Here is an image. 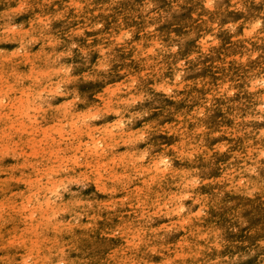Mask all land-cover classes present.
<instances>
[{"label": "rangeland", "instance_id": "374dc122", "mask_svg": "<svg viewBox=\"0 0 264 264\" xmlns=\"http://www.w3.org/2000/svg\"><path fill=\"white\" fill-rule=\"evenodd\" d=\"M39 51L41 56L38 57ZM135 52L138 60H133ZM0 58H3L0 59V258L4 262L17 251L20 237L12 234L17 219L9 215L2 198L11 196L18 200L21 179L29 173L36 178V184L28 183L26 189H31L41 200L49 199L48 212L58 202L72 208L70 216L57 211L50 224L44 221L46 225L30 230L26 237L31 246L43 249L44 253L56 250L53 264H78L87 256L98 255L113 259L121 255L118 251L123 244L122 264H141L142 261V264H162L160 262L167 255L166 247H170V251L179 247L181 251L183 244L187 245L185 237L199 234L197 220L208 219L212 210L214 214L226 215H222V221L216 219L218 224L211 227L213 233L202 232V236L211 237L214 245L210 244L208 253L199 254L201 259L211 260V264H218L219 258L223 259L221 264L251 261V246H245V242L256 234L249 229L256 226L260 231L262 224L264 230L261 215L264 213V0H0ZM169 61L172 65H167ZM29 67L39 72V80L35 75L33 81L27 77ZM168 74L172 75L171 79L160 90L158 85ZM96 87L107 92V100L103 103L110 110L103 111L106 108L102 105L99 108L87 104V100L97 101L92 92ZM14 88H20L18 94ZM32 88H37L39 94L34 103L30 95ZM59 103L68 109L81 103L87 109L79 120L63 125L60 118L46 111ZM16 107L25 110V120L32 128L40 130L43 140L53 142L63 158L74 146L75 129L89 132L87 140L99 142L100 150L109 148L107 154L124 163L118 177L99 179V182L77 175L66 176L64 182L57 181L59 177H50V185L51 182L58 184L53 186L55 189L48 184L50 190H45L42 186L45 178L35 171L33 162H29L26 169L19 162L17 142L22 133L8 129L15 128L18 123V116L10 113ZM184 111L189 120L185 118L177 126L172 125L181 119ZM1 115H6L3 122ZM102 124L112 126L111 146L100 139L98 129ZM49 125L54 132L46 129ZM177 128L181 130L178 132ZM165 132L173 142L166 139ZM174 136H178L179 141ZM210 143L212 148L208 146ZM169 149L179 154L175 164L165 158V151ZM211 152H215L213 156ZM162 159L165 164L160 168L166 166V171L175 165L172 174L167 171L164 182L163 175L153 164ZM47 161L45 165H52V161ZM126 163L130 167L133 164L132 168L137 171L150 168V175L144 178V188L140 192L136 190L134 195L139 200L141 197L146 202L151 200L154 206L150 209L149 206H136V203L131 207L128 193L140 177L126 174ZM62 165H56L58 171ZM183 172H192L188 175L193 181ZM205 183L209 184L207 189L202 187ZM225 207L228 213L222 209ZM165 208L170 211L166 215L162 212ZM24 209L31 218L40 219L41 215L31 204L26 203ZM126 211L131 216L126 215ZM260 211L261 214L256 215ZM133 219H137L133 230L142 233L138 237L131 235V243L125 244L120 234ZM253 220L258 221V226ZM53 221L55 224L69 223L67 230L60 231L59 239L50 237L49 229L57 226ZM237 223L244 225L241 227ZM145 229L149 234L142 236ZM229 230L234 235L242 234L239 238L233 237ZM72 231L80 235L100 231L105 237L81 238L75 234L78 239H71ZM246 232L252 234H244L247 238L244 237V245H240L238 239ZM233 240L238 243L234 242L237 249L232 252L230 247H224L228 252L222 251L221 245ZM216 241L222 247L220 252L219 249L214 251L217 250ZM146 247L149 250L145 251ZM147 251L154 259L150 260ZM176 251L178 253L179 249ZM240 254L249 256L242 258ZM25 262L31 264L32 259L27 258Z\"/></svg>", "mask_w": 264, "mask_h": 264}, {"label": "bare ground", "instance_id": "6f19581e", "mask_svg": "<svg viewBox=\"0 0 264 264\" xmlns=\"http://www.w3.org/2000/svg\"><path fill=\"white\" fill-rule=\"evenodd\" d=\"M39 56H41V54H40V51L38 52V57ZM139 55H137V52H135V54L133 55V60H138L139 58ZM1 59V58H0ZM3 59V58H2ZM1 59V60H2ZM4 61V60H3ZM4 62H6V60L4 61ZM9 64V63H8ZM167 65H172V63L169 61L168 63H167ZM10 66V65H9ZM8 67V66H7ZM1 68H3V66H1ZM6 68V67H5ZM2 70V69H1ZM4 70V69H3ZM3 73H5V72H3ZM39 72L38 71H34V69H33V67H29V72L27 73V77L30 79V80H32L33 81V79H34V75H35V78L37 79V80H39L38 79V74ZM148 73H150V72H148ZM6 74V73H5ZM22 75V74H21ZM171 74H168V76H163V78H162V80H161V85H162V87H161V85H158L159 86V89L160 88H163V86L165 85V84H168V82H169V80L171 79ZM58 77V76H57ZM170 77V78H169ZM158 78V77H157ZM157 78H154V79H157ZM154 79H153V82H154ZM7 80H9V79H7ZM15 84V83H14ZM164 84V85H163ZM144 86L146 85L147 86V84H143ZM9 86H10V84H9ZM13 86V85H12ZM55 87V86H54ZM166 89H168V88H166ZM14 90H16L15 92H16V94H18V92L20 91V88H14ZM161 90V89H160ZM92 92H93V95H94V97L93 96H89V97H93V98H97V101L96 102H92V101H90V100H87L86 102H87V104L89 105V106H93V104H95V105H97V106H100L99 108H101V105H102V107H105L106 109H104L103 111H107V110H110L109 108H107L106 107V105L103 103L104 101H105V99L107 98V92L104 90V89H102L101 87L99 88V87H96V89H92ZM165 92V91H164ZM30 95L32 96V99H33V103H34V101H35V99H37L38 97H39V94H38V89L37 88H32L31 89V93H30ZM59 95V94H58ZM28 98H29V95H28ZM25 100H27L26 98H24ZM60 99V98H59ZM107 100V99H106ZM69 105V104H68ZM75 107H73L72 109H68V107L67 106H65V105H61L60 103L59 104H57L53 109H46V111H50L51 112V116H54V115H56L58 118H60V120L63 122L62 124L64 125L65 123H67L68 122V124L70 123H72V120H79L80 118H81V114H83L84 113V111H85V109H87V106L86 105H82L81 103H79V104H77V105H74ZM181 109V108H180ZM186 109V108H185ZM179 111V110H178ZM183 111V110H182ZM186 111V110H185ZM184 111V113L182 114V116L180 117L181 119L180 120H178V121H175L172 125H175V126H177V124L178 123H181V120H183V121H185V118H187L188 116L185 114L186 112ZM10 113H14V114H16L17 116H18V119L16 120V121H18V123H17V125H16V127L15 128H9L8 127V129H11V130H14V131H21V133H22V136H18V142H17V148H18V153H17V155H18V158H19V162H21V167H23L24 169H26V165L27 164H29V162H33V164L36 166V168H35V171H37L38 173L40 172L41 173V175H43L44 177L43 178H45V182L42 184V186H44V189L45 190H50V188L48 187V184L50 185V183H49V181H50V177H54V178H58V179H56L57 181H59V182H64V181H66L65 179H66V176H71V177H74V176H80V177H82V178H87V179H89V180H93L92 182H99V179H105V178H107V179H112L113 177L115 178L118 174H119V172H120V170L122 169V167H121V165H123L122 164V162L120 161L119 162V160H118V158H114L113 159V156L112 155H109V154H107L108 152H109V148H107V147H105V148H103V149H98V147H97V144L99 143H96L95 142V140H87L85 137L89 134V132H77V130L75 129V132H74V135H73V141H74V146L73 147H71L70 148V150L68 151L69 153H68V155L65 157V158H63L62 156H59L58 155V152H57V150H56V145L55 144H53V142H50V141H48L47 139H42L41 137H40V130H36L35 128H32L31 126H30V124L28 123V121H26L25 120V110H22L21 109V107H16V108H13V110H11L10 111ZM179 113V112H178ZM33 115V114H32ZM5 116L6 115H1V117H2V122H3V120L5 119ZM34 116V115H33ZM187 116V117H186ZM16 119V118H15ZM176 119V118H175ZM188 120H189V118H187ZM164 120V119H163ZM162 120V121H163ZM166 120V119H165ZM169 120V119H168ZM167 120V121H168ZM172 120H174V119H172ZM172 120H170V121H172ZM166 121V122H167ZM169 121V122H170ZM11 122H13V121H11ZM74 122V121H73ZM185 123H187V122H184L183 124H185ZM52 124V123H51ZM3 125H6L7 126V124H6V122H4V124ZM9 125V124H8ZM164 125H165V123H164ZM168 125V124H167ZM170 125H171V123H170ZM179 126V125H178ZM182 126V125H181ZM180 126V127H181ZM111 125H108V124H105V125H100L99 126V129H98V131H99V134H100V139L103 141V143H109L110 144V146L112 145V143H113V140H112V129H111ZM172 127V126H171ZM171 127H168V128H171ZM166 128V127H165ZM164 128V129H165ZM175 128V127H174ZM2 129H4V126H2ZM46 129H48L49 131H55V129L53 128V126L52 125H49V127L47 126L46 127ZM90 129H91V127H90ZM173 129V128H172ZM178 129V128H177ZM182 129H183V127H182ZM186 129H188V127L186 128ZM176 130V129H175ZM179 130H181V129H178V132H179ZM185 130V129H184ZM45 131V128L44 129H42V132H44ZM165 131V130H164ZM172 132H174V131H172ZM183 132V131H182ZM6 133H7V131H6ZM36 133V134H35ZM184 133V132H183ZM165 134H166V132H165ZM165 134H164V136H165ZM180 134H181V132H180ZM4 135V134H3ZM162 135V134H161ZM175 135V134H174ZM179 135V134H178ZM185 135V134H184ZM166 139L168 140V139H170V143H171V141L173 142V140L171 139V138H169V134H166ZM178 138V136H174V138ZM6 138V137H5ZM163 139H165L164 137H162ZM97 139V138H96ZM184 139V138H183ZM97 141V140H96ZM166 141V140H165ZM178 141H179V138H178ZM216 141H217V139H216ZM162 142H164V140L162 141ZM167 143H168V141H166ZM186 143H187V140L185 141ZM184 142V143H185ZM213 142H215V141H213ZM218 142H219V140H218ZM217 142V143H218ZM185 143V144H186ZM189 143V142H188ZM192 143V142H191ZM169 144V143H168ZM175 144V143H174ZM208 144H209V142H208ZM124 145V144H123ZM178 145V144H177ZM176 145V146H177ZM181 145V144H180ZM184 145V144H183ZM189 145V144H188ZM187 145V146H188ZM217 145V144H216ZM6 146V145H5ZM208 146H210L211 148H212V146H211V143H210V145H208ZM185 147V146H184ZM209 147V148H210ZM215 146H213V148H214ZM164 148H165V145H164ZM182 148V147H181ZM210 148V149H211ZM15 149V148H14ZM168 149V148H167ZM176 150V149H175ZM178 151V150H177ZM216 151V150H215ZM218 151V150H217ZM166 152V155H165V153H164V155H165V158H168L169 160H171L172 162L171 163H174L175 164V161L177 160V158H178V155L179 154H177V152H174V150H171V149H169V150H166L165 151ZM179 152V151H178ZM215 153V152H214ZM213 153V154H214ZM218 153H220V151L218 152ZM211 154H212V152H211ZM213 154H212V156H213ZM127 155V154H126ZM129 155V154H128ZM218 155V154H217ZM132 156V155H131ZM137 156V155H136ZM220 156V155H219ZM123 157V156H122ZM121 157V158H122ZM162 157V156H161ZM127 158V157H126ZM135 159H137V158H134V160ZM167 159V160H168ZM180 159V158H179ZM217 159V158H216ZM221 159V158H220ZM52 161V165H49V164H44V161ZM122 160V159H121ZM154 160V159H153ZM168 160V161H169ZM47 161V162H48ZM125 161V160H124ZM150 161H152V160H150ZM214 161H215V159H214ZM125 162H128V160H126ZM130 162V164L132 163V160H130L129 161ZM167 162V161H166ZM179 162V161H178ZM216 162V161H215ZM225 162V161H224ZM50 163V162H49ZM134 163V162H133ZM150 163V162H149ZM164 163V160L162 159V160H155L154 162H153V164H154V168H155V170L157 171L158 169H159V172L163 175V182H164V179H167L166 178V176H167V171L170 173L171 172V174H172V172L174 171V164H172L170 167H169V169L166 171V166H164V168L162 167V168H160L161 167V164H163ZM221 164H222V162H220ZM60 164H63L61 167H62V171L61 170H57V168H56V165H60ZM165 164V163H164ZM126 166V169L124 170L125 171V173L126 174H128V175H138L140 178H137V180L136 181H134V183H133V187H132V189L130 190V192L128 193V195L129 196H131V200H130V204H131V207L133 208V206L135 205V203H136V206H139V207H142V208H145V206H149V209L151 208V207H153L154 206V204H153V202L150 200V201H145L144 200V198L143 197H141L142 198V200H139V198H137V197H135L134 195H136L135 194V192H136V190L138 191V192H140L143 188H144V185H145V176H148V175H150V168L149 169H147V168H141V171H137V170H135V169H133L132 167H133V164H132V167H130V166H128V164L126 163L125 164ZM177 165V164H176ZM219 165V164H218ZM223 165V164H222ZM145 166V165H144ZM149 166V165H148ZM151 166H153L152 164H151ZM196 167V166H195ZM194 167V168H195ZM56 168V169H55ZM178 168V167H177ZM153 169V168H152ZM197 169V168H196ZM73 170H78V172L77 173H75ZM184 170H186V169H184ZM183 170V171H184ZM63 171H66L67 173H65V174H63ZM153 172H154V169L152 170ZM151 171V172H152ZM155 171V172H156ZM175 171H176V169H175ZM182 171V170H181ZM59 172V174H57ZM158 172V173H159ZM5 173V172H4ZM124 173V174H125ZM176 173L178 174V172L176 171ZM183 173H185V172H183ZM177 174H176V176H177ZM185 174H187V177L189 176V175H191L192 174V172H191V174H189L188 172L187 173H185ZM189 174V175H188ZM156 175V174H155ZM159 175V174H158ZM175 175V174H174ZM174 175H172V176H174ZM180 175H181V173H180ZM179 175V176H180ZM183 175V174H182ZM169 176H171L170 174H169ZM168 176V177H169ZM175 176V177H176ZM186 176V175H185ZM193 176V175H192ZM118 177V176H117ZM116 177V178H117ZM151 177V176H150ZM183 177V176H182ZM190 177V176H189ZM23 178V177H22ZM156 178V177H155ZM158 178V177H157ZM160 178V177H159ZM172 178V177H171ZM179 178H181V177H179ZM186 178V177H185ZM191 178V177H190ZM181 179H184V178H181ZM88 180V181H89ZM114 180V179H113ZM159 180V179H158ZM170 180V179H169ZM187 180V179H186ZM172 181H173V179H172ZM175 181H176V179H175ZM179 180H177V182H178ZM184 181V180H183ZM191 181H193V178H191ZM208 181V180H207ZM206 181V182H207ZM241 181V180H240ZM156 182V181H155ZM162 182V181H161ZM163 182H162V184H163ZM182 182V181H181ZM213 182V181H212ZM211 182V183H212ZM215 182V181H214ZM213 182V183H214ZM28 183H33L34 185L36 184V178H34V176L31 174V173H29L28 175H24V178L23 179H21V182H20V184H21V187L19 188V194L18 195H20L19 197H17V198H19L17 201L16 200H14V199H11V196L10 197H4L3 196V198H2V204H4V207H5V209H7V211L9 212V215H11V216H13L14 218H16L17 220H16V222H17V225H16V228L14 229V231L12 232V234L14 235H17V236H19L20 237V240H19V243H18V245H17V251L14 253V254H12V256H11V258H10V260L8 261V262H4L1 258H0V264H27L26 262H25V260L27 259V258H31L32 259V263L31 264H53V260H54V258H55V256L57 255V251L56 250H54L51 254H47V253H44V250L43 249H37L36 248V246H31L30 245V243H29V239H27L26 237L28 236V232L30 231V230H36L37 229V227H39V226H41V225H46L47 223L48 224H50V222H51V218L52 217H54V214L58 211H60L61 213L63 212V213H65L67 216H70L71 215V207H67V206H65V205H63V204H59V202L58 203H56V204H54V205H52L51 207H50V211L48 212L47 211V204H49V199H47V198H43L42 200L40 199V198H38V196H36V195H34V194H32V190L30 189H26V184H28ZM52 183V185H50V186H56V184H58V183H56V182H51ZM89 183H91L90 181H89ZM171 183V182H170ZM209 183V182H208ZM213 183H212V187H214L213 186ZM54 184V185H53ZM88 184V183H87ZM93 184V183H92ZM169 184V183H168ZM180 184V183H179ZM189 184V183H188ZM192 184V183H191ZM96 185V184H95ZM164 185V184H163ZM172 185H174V184H172ZM175 185H176V183H175ZM182 185L184 186L185 184H183V182H182ZM181 185V186H182ZM201 185H202V183H201ZM200 185V186H201ZM204 185V184H203ZM209 184H206L205 183V185L204 186H202L203 188H205V189H207L209 186H208ZM93 186V185H92ZM100 186V185H99ZM179 186V185H178ZM189 186V185H188ZM227 186V185H226ZM58 187V186H57ZM59 187H60V185H59ZM201 187V188H202ZM29 188V187H28ZM34 188V187H33ZM54 188V187H53ZM104 188V187H103ZM168 188H170V187H168ZM174 188H176V186L174 187ZM173 188V189H174ZM179 188V187H178ZM43 189V190H44ZM55 189V188H54ZM172 189V190H173ZM183 188L181 187V190H182ZM186 189V188H185ZM44 190V191H45ZM53 190V189H52ZM168 190H170V189H168ZM178 190V189H177ZM188 190V189H187ZM191 190V189H190ZM190 190H189V192H190ZM214 190V189H213ZM225 190V189H224ZM230 190V189H229ZM55 191V190H54ZM193 191V190H192ZM209 191H210V189H209ZM215 191V190H214ZM248 191V190H247ZM34 192H37V191H34ZM120 192V191H119ZM179 192H180V188H179ZM187 192V191H186ZM226 192V191H225ZM229 192V191H228ZM235 192V191H234ZM10 193V192H9ZM51 193V192H50ZM49 193V194H50ZM193 193V192H192ZM264 193V192H263ZM52 194V193H51ZM177 194V193H176ZM209 194H211V193H209ZM228 194V193H227ZM230 194V193H229ZM186 195V194H185ZM49 196V195H48ZM53 196V195H52ZM162 196V195H161ZM172 196V195H171ZM260 196H262V195H260ZM263 196H264V194H263ZM139 197V196H138ZM163 197V196H162ZM174 197V196H173ZM173 197H169V199L170 198H173ZM225 197H227V196H225ZM224 197V198H225ZM56 198V197H55ZM161 198V197H160ZM57 199V198H56ZM165 199V198H164ZM147 200V199H146ZM158 199H156V201H157ZM163 200V199H162ZM166 200V199H165ZM176 200V199H175ZM174 200V203L175 202H177V201H175ZM221 200V199H220ZM225 200H226V198H225ZM51 201V200H50ZM160 201H161V199H160ZM170 201L171 200H169L168 201V204H169V206H171V204H170ZM223 201V200H222ZM51 202H53V201H51ZM155 202V201H154ZM166 202H167V200H166ZM172 202H173V200H172ZM171 202V203H172ZM215 202V201H214ZM213 202V203H214ZM31 204L32 206H34L35 207V209L37 210V212H39V214L41 215V217H40V219L38 218V220H35V219H33V218H31L29 215H28V213L26 212V209H24V205L25 204ZM157 203V202H156ZM159 203V202H158ZM213 203H211V204H213ZM223 203H224V201H223ZM230 203V202H229ZM229 203H228V205L227 206H230L229 205ZM165 204V203H164ZM167 204V205H168ZM197 204V203H196ZM204 204H206V202L205 203H203V205ZM210 204V203H209ZM208 204V205H209ZM215 204V203H214ZM217 204V203H216ZM219 204H220V202H219ZM225 204H226V202H225ZM231 204V203H230ZM162 204H160V206H161ZM172 205H173V203H172ZM180 205V204H179ZM182 205V204H181ZM3 206V205H2ZM157 206V204L155 205V207ZM168 206V207H169ZM174 206V205H173ZM218 206V205H217ZM220 206V205H219ZM218 206V207H219ZM226 206V205H225ZM27 207H28V205H27ZM176 207H178V206H176ZM208 207V206H207ZM211 207H214V206H211ZM217 207V208H218ZM222 207H224L223 206V204H222ZM261 207H263V206H261ZM260 207V208H261ZM157 208V207H156ZM160 209H161V207H159ZM204 208V207H203ZM228 208H230V207H228ZM227 208V209H228ZM172 209V208H171ZM179 209H180V207H179ZM209 209H210V207H209ZM208 208H207V210H209ZM216 209V208H215ZM222 209H225V211H226V207L225 208H222ZM262 209V208H261ZM263 209H264V207H263ZM179 212H180V210H178ZM224 211V210H223ZM224 211V212H225ZM229 211H231V210H229ZM262 211V213H263V210H261ZM261 211L260 212H258L256 215H258V214H261ZM74 212V211H73ZM162 212L166 215V213H168V212H170V211H168V209H162ZM198 212V211H197ZM214 211L212 210L211 211V213H209V217H208V219H206V220H197L196 218V220H197V222H198V225H197V223H196V225H197V227L199 226V230H197V231H199L198 233L199 234H196V235H194V236H191V237H185V239H186V241H187V245L185 246L184 244H183V249H181V251H180V248L178 247V249H179V251H180V253H179V251H178V253H177V251L176 250H178V249H174V251H170V247H169V249H168V247H166V252L165 251H163V252H165L167 255L164 257V259L162 258L163 257V253L161 254V256L162 257H160L161 259H163L162 260V262H160V263H162V264H211V260H207V261H205L204 259H201V256H199V254H203V253H205V252H207L208 253V247H210V244L212 243L213 244V242H211V237H205V236H202V232H205V231H207L206 233L207 234H211V233H213V232H211V230L213 229V228H211L213 225H214V223H216L215 221H216V219H218L219 221H222V215H220L219 213L217 214V213H213ZM234 212V211H233ZM233 212H232V214H233ZM7 213V212H6ZM32 213H34V211L32 212ZM124 212H122V214H123ZM182 213V212H181ZM226 213H228V210L226 211ZM231 213V212H230ZM125 214L126 215H128V214H130V212L129 211H126L125 212ZM115 215H116V212H115ZM118 215H119V213H118ZM182 215V214H181ZM195 215V214H194ZM226 215V214H225ZM225 215H223V216H225ZM255 215V216H256ZM261 215H263V217H264V213L263 214H261ZM260 215V216H261ZM120 216V215H119ZM129 216H131V214L129 215ZM142 216V215H141ZM169 216V215H168ZM204 216V215H203ZM238 216V215H237ZM244 216V215H243ZM259 216V217H260ZM106 217V216H105ZM170 217H171V213H170ZM205 217V216H204ZM234 217H236V216H234ZM242 217V216H241ZM241 217H239L238 216V218L239 219H242ZM257 217L258 216H256V219H257ZM116 218V217H115ZM191 217H189V219H190ZM200 218V217H199ZM75 219V218H74ZM117 219V218H116ZM177 219V218H176ZM184 219H186V218H184ZM201 219V218H200ZM225 219V218H224ZM239 219H238V221H239ZM243 219H244V217H243ZM242 219V220H243ZM262 219V217H260V221H261V223H262V221L263 220H261ZM86 220V219H85ZM97 220V219H96ZM99 220V219H98ZM104 220V219H103ZM103 220H101V221H103ZM137 220V219H136ZM136 220L135 219H133V220H130L131 222H129V224L127 225V228L125 229V231L123 230L122 232V234H120V236H121V238H122V240H123V242L125 243V244H129V243H131L130 241H131V235H133V236H135V237H138L139 235H141V233L142 232H137V231H134L133 230V226H134V224L136 223ZM188 220V219H187ZM187 220H186V222H187ZM44 221L46 222V224H44ZM114 221H116V220H114ZM191 221V220H190ZM189 221V222H190ZM224 221H226V220H224ZM234 220H232V222H233ZM241 221V220H240ZM254 221V220H253ZM85 222V221H84ZM110 222V221H109ZM108 222V223H109ZM173 222V221H172ZM183 222H184V220H183ZM182 222V225L184 224ZM188 222V223H189ZM193 222H195V221H193ZM250 222V221H249ZM248 222V223H249ZM174 223V222H173ZM172 223V225H174ZM181 223V222H180ZM191 223V222H190ZM231 223V222H230ZM247 223V224H248ZM252 224H253V222H251ZM257 223V226H258V221L256 222ZM256 223H255V221H254V224L256 225ZM261 223H259V224H261ZM12 224V223H11ZM18 224H19V229L17 230V226H18ZM53 224H55L54 223V221H53ZM187 224V223H186ZM216 224H218V222L216 223ZM234 224V223H233ZM238 225H239V223H237ZM55 225H57V226H54V227H52V228H50L49 229V234H50V237L51 238H53V239H55V237L56 238H58L59 239V233H60V231L62 230V229H65V230H67V228H68V226H69V223H68V221H62V222H56V224ZM111 225V224H110ZM147 225V224H146ZM157 225H159V224H157ZM240 225H241V223H240ZM239 225V226H240ZM243 225H244V223H243ZM243 225H241V227H243ZM245 225H246V223H245ZM92 226V225H91ZM184 226H186V225H184ZM188 226H190V225H188ZM224 226H226V225H224ZM232 227V225L230 224L229 225V227ZM238 226V227H239ZM246 226H248V225H246ZM245 226V227H246ZM249 226H252L251 224H249ZM254 226V225H253ZM252 226V227H253ZM262 226V228H263V225L261 224V225H259V228ZM71 227V226H70ZM69 227V228H70ZM108 227V226H107ZM110 227V226H109ZM149 227V226H148ZM155 227V226H154ZM183 227V226H182ZM194 227V226H193ZM197 227H195V228H197ZM226 227H228V225L226 226ZM251 227V228H252ZM41 228V227H40ZM96 228V227H95ZM190 228V227H189ZM216 228H218V227H216ZM222 228V227H221ZM221 228H220V230L219 231H221ZM233 228V227H232ZM231 228V229H232ZM235 228V227H234ZM236 228H237V226H236ZM259 228H258V230H259ZM261 228V229H262ZM39 229V228H38ZM73 229V228H72ZM131 229V230H130ZM155 229V228H154ZM186 229V228H185ZM222 229H224V228H222ZM230 229V228H229ZM243 229V228H242ZM249 229V228H248ZM261 229H260V231H261ZM77 230V229H76ZM79 230V229H78ZM91 230H92V228H91ZM145 230H147V229H145ZM195 230V229H194ZM193 230V231H194ZM228 230V229H227ZM244 230V229H243ZM249 230H251V231H253V234H256V235H251L252 234V232H251V234L249 233V235H251V236H253V238L251 237V238H249L248 239V241H246L245 242V246H251V252H252V254H250V251H248L249 252V254L251 255V261L249 262H247V263H245V264H264V230L262 229V232L263 233H261L260 231H257V227L256 226H254L252 229H249ZM140 231V230H139ZM182 231V229H180V231H179V233ZM191 231H192V229H191ZM214 231V230H213ZM218 231V232H219ZM237 231V230H236ZM242 231V230H241ZM78 232V231H77ZM76 231L74 232V231H72V232H70V235H69V238H71V239H78L77 237H76V235H78V237H81V238H84V237H86V236H89V237H91V236H93V237H98V238H102V237H105V236H103L102 235V233L100 232V231H98V232H96V233H94V234H92V233H90V232H88L87 234H83V235H80L79 233H77ZM152 232V231H151ZM229 232H230V234L233 232V231H231V230H229ZM256 232V233H255ZM67 233H68V231H67ZM184 233V232H183ZM186 233V232H185ZM188 233V232H187ZM206 233H204V234H206ZM217 233V232H216ZM222 233H223V231H222ZM240 233V232H239ZM247 232L246 233H243V236L240 238V239H238L239 240V243H240V245L242 244V245H244V241L246 240L244 237H246V235L244 236V234H248ZM261 233V234H260ZM76 234V235H75ZM148 235L149 234V231L147 230L146 232H144V234H142V236H144V235ZM191 234V233H190ZM190 234H186V235H190ZM193 234V233H192ZM191 234V235H192ZM219 234H221V233H219ZM225 234V233H224ZM229 234V233H228ZM241 234H242V232H241ZM240 234V235H241ZM58 235V236H57ZM107 235V234H106ZM227 235V234H226ZM231 235H233V237L235 236V235H237V234H235L234 235V233L233 234H231ZM239 234L236 236V237H238V236H240ZM248 235V236H249ZM184 236V235H183ZM207 236V235H206ZM222 236H223V238H224V235L222 234ZM221 236V237H222ZM227 236H230V235H227ZM179 237V236H178ZM218 237V236H217ZM216 237V238H217ZM219 237H220V235H219ZM146 238V237H145ZM160 238H162V237H160ZM226 238V237H225ZM230 238V237H229ZM239 238V237H238ZM247 238V237H246ZM155 239V238H154ZM154 239L153 240H151V241H153V244L152 245H154ZM156 239H158V238H156ZM176 239V238H175ZM179 239H180V237H179ZM178 239V240H179ZM182 239V238H181ZM185 239H183V240H185ZM188 239V240H187ZM232 238H230V240H231ZM235 240H236V238H234ZM163 240H165V238L163 239ZM216 240V239H215ZM235 240H233L232 242H230V243H227V241H226V243L225 244H222L221 246L223 247H220L218 244H217V241H216V244H215V246H216V248H217V250H214V251H217L218 252V249H219V252H220V250H221V248H222V251H224L225 250V248L224 247H226V248H228V247H230L231 249H232V252L233 251H235L236 249H237V247L235 246L236 244H238V243H236L235 242ZM77 241V240H76ZM151 241H150V243H151ZM159 241H160V239H159ZM182 241V240H181ZM46 242V241H45ZM168 241H166V243H167ZM171 242V241H170ZM220 242H223L222 240L220 241ZM229 242V241H228ZM234 242L236 243V244H234ZM238 242V241H237ZM158 243V242H157ZM162 243V242H161ZM160 243V244H161ZM169 243V242H168ZM174 243H176V241L174 242ZM185 243V242H184ZM162 244H164V243H162ZM182 244V243H181ZM199 244H201L202 246H199ZM56 245L58 246V244L56 243ZM156 245V244H155ZM165 245H167V244H165ZM214 245V244H213ZM213 245H212V248H213ZM218 245V246H217ZM236 247H234V246ZM124 244L123 245H120V250L118 251L121 255L120 256H117L116 258H113V259H111V258H109L107 255H98V256H94V257H88L87 256V258L85 259V260H82V261H80V262H78V264H122V262H123V250H124ZM157 246H158V244H157ZM168 246V245H167ZM173 246H174V244H173ZM176 246V245H175ZM174 246V247H175ZM214 246V247H215ZM235 248L234 250H233V247ZM164 247V246H163ZM238 247H239V245H238ZM240 247H242V246H240ZM147 248V247H146ZM158 248V247H157ZM161 248V247H160ZM181 248H182V246H181ZM243 248V247H242ZM242 248H241V250H242ZM69 249V248H68ZM145 249V248H144ZM155 249V248H154ZM163 249V248H162ZM215 249V248H214ZM224 249V250H223ZM238 249H240V248H238ZM247 250V248H244V250ZM249 249H250V247H249ZM253 249V250H252ZM14 250V249H13ZM59 250H61V249H59ZM146 250H149L148 248L147 249H145V251ZM152 250V249H151ZM227 250V249H226ZM138 251H140V250H138ZM156 251H157V249H156ZM159 251V250H158ZM157 251V252H158ZM221 251V252H222ZM147 252H149V251H147ZM152 252V251H151ZM156 252V253H157ZM162 252V251H161ZM211 252H212V250H211ZM211 252H209L210 254H211ZM224 252H228V251H224ZM239 252V251H238ZM243 252H245V251H243ZM247 252V253H248ZM150 253V252H149ZM149 253H147V255L149 254ZM164 253V254H165ZM196 253H198V255H194V254H196ZM230 253H231V250H230ZM230 253L228 254V255H230ZM236 253V252H235ZM240 253V252H239ZM246 253V252H245ZM153 254H155V252L153 251ZM159 254V253H158ZM214 254H216L217 255V253L216 252H214ZM232 254V253H231ZM242 254V253H241ZM240 254V256L242 257V255ZM244 254V253H243ZM136 255H137V253H136ZM219 255H222V254H218V256ZM227 255V256H228ZM237 255V254H236ZM137 256H139V253H138V255ZM145 256V255H144ZM150 257H151V259L150 260H152V259H154V258H152V256H151V253H150V255H149ZM154 256V255H153ZM204 256V255H203ZM217 256V257H218ZM239 255H238V258L237 259H239V257H240ZM244 256H245V258H247L249 255L247 254H245V255H243V257L242 258H244ZM247 256V257H246ZM154 257H156V256H154ZM234 257H236L235 256V254H234ZM144 258V257H143ZM222 258H225V256L224 257H222ZM230 258V257H229ZM242 258H240V259H242ZM146 259V258H145ZM201 259V260H200ZM210 259V258H209ZM218 259V258H217ZM238 260V261H241V260ZM138 260H140V259H138ZM178 260H180L179 262H178ZM182 260H184V261H182ZM223 259H221L220 260V258H219V262L221 261V262H223L222 261ZM226 260V259H225ZM236 260V259H235ZM249 260V259H248ZM149 261V260H148ZM227 261V260H226ZM233 261V260H232ZM144 261H142V263H143ZM147 262V261H146ZM152 262V261H151ZM155 262H157V258L155 259ZM219 262H218V264H219ZM221 262H220V264H221ZM228 262H229V259H228ZM231 262V261H230ZM229 262V263H230ZM234 262V261H233ZM140 263V262H139ZM141 263V264H142ZM224 263H226V262H224ZM235 263H236V261H235ZM146 264V263H145ZM153 264H154V262H153ZM231 264V263H230Z\"/></svg>", "mask_w": 264, "mask_h": 264}]
</instances>
